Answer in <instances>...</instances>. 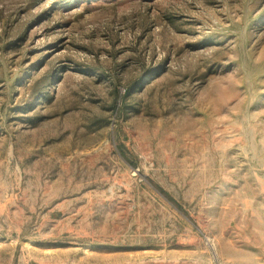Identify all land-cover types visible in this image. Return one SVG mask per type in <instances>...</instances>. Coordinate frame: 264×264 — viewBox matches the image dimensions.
Segmentation results:
<instances>
[{
    "label": "rangeland",
    "instance_id": "374dc122",
    "mask_svg": "<svg viewBox=\"0 0 264 264\" xmlns=\"http://www.w3.org/2000/svg\"><path fill=\"white\" fill-rule=\"evenodd\" d=\"M0 264H264V0H0Z\"/></svg>",
    "mask_w": 264,
    "mask_h": 264
}]
</instances>
